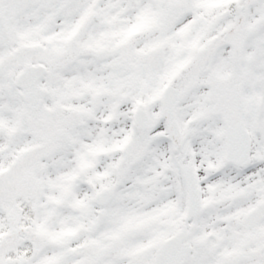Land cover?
<instances>
[{
  "label": "snow or ice",
  "instance_id": "snow-or-ice-1",
  "mask_svg": "<svg viewBox=\"0 0 264 264\" xmlns=\"http://www.w3.org/2000/svg\"><path fill=\"white\" fill-rule=\"evenodd\" d=\"M0 264H264V0H0Z\"/></svg>",
  "mask_w": 264,
  "mask_h": 264
}]
</instances>
